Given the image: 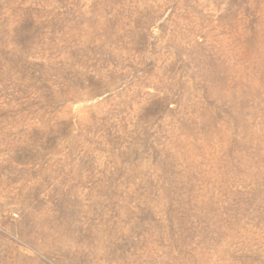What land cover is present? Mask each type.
Returning <instances> with one entry per match:
<instances>
[{
	"label": "rangeland",
	"instance_id": "1",
	"mask_svg": "<svg viewBox=\"0 0 264 264\" xmlns=\"http://www.w3.org/2000/svg\"><path fill=\"white\" fill-rule=\"evenodd\" d=\"M0 264H264V0H0Z\"/></svg>",
	"mask_w": 264,
	"mask_h": 264
}]
</instances>
